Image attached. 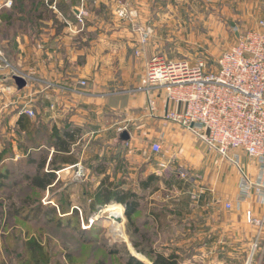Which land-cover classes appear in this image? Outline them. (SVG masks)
<instances>
[{"label": "rangeland", "instance_id": "obj_1", "mask_svg": "<svg viewBox=\"0 0 264 264\" xmlns=\"http://www.w3.org/2000/svg\"><path fill=\"white\" fill-rule=\"evenodd\" d=\"M49 1L45 0L47 4ZM16 6L20 8L15 0H0V10ZM46 8L49 13L43 22L25 19L29 14L24 13V20L12 27L0 23V54L7 62L4 72L24 75L27 81L37 76L39 89L50 84L60 86L64 79L75 88L77 81H83L87 88H98L103 98L141 88L152 57L204 61L209 70H215L222 54L242 34L264 21V0H54ZM51 104L57 111L61 102L53 99ZM35 107L33 118L42 123L45 104L38 98ZM1 119L0 149L6 141L13 146L23 142L22 136L14 128H6ZM98 133L92 128L77 149L86 152L83 164L89 172H93L89 166L97 161L98 150L111 152L109 138L95 137ZM118 151L120 156L124 154ZM145 151L149 152L147 148ZM77 170L68 167L60 171L58 183L48 192L24 181L14 184L15 178L8 180V187L0 190V264H35V259L41 264L46 260L49 264H126L128 254L152 264L140 251H148L152 245L166 249L167 255L175 252L169 227H148L145 232L149 235L144 238L145 233H135L129 226L121 205L123 217L117 230L116 224L103 215L104 209L90 213L91 201L84 193L93 191L97 181L91 173L83 182L85 176L78 179ZM70 201L69 205L82 210L83 220L69 216L68 208L57 213L52 222L32 215L40 205L46 211L52 202L66 207ZM152 210L147 207L146 213ZM15 211L18 217L11 215ZM188 250L183 247L182 255ZM248 259L232 258L230 264H244ZM257 260L255 257L253 264Z\"/></svg>", "mask_w": 264, "mask_h": 264}, {"label": "crops", "instance_id": "obj_2", "mask_svg": "<svg viewBox=\"0 0 264 264\" xmlns=\"http://www.w3.org/2000/svg\"><path fill=\"white\" fill-rule=\"evenodd\" d=\"M37 78L27 81L25 77L27 86L19 90L14 75L0 72V118L6 122V128H14L17 132L22 108L26 105L36 108L39 98L45 104L42 123L49 130L54 127L61 131L79 128L84 139L85 134L95 128L99 132L95 137L109 138L107 147L111 152L98 150V157L94 159L105 165L104 172H89L83 164L86 152L80 150H77L76 164L66 167L81 168L86 178L83 182L92 173L97 181L94 189L108 175L111 182L124 179L130 190L146 194L147 207L160 213L157 219L152 217L157 227L172 230L177 247L174 253L181 260H189L192 264H206L205 261L230 264L232 258L241 257L244 261L249 258L258 227L247 222V212L252 211L256 218L264 217V191L258 192L262 175L255 161L244 153L238 154V165L230 159L224 160L193 132L167 124L163 119V96H155L157 113L151 115L147 109V96L137 91L114 92L103 98L98 88L81 87L82 81H77L75 88L68 86L70 80L64 79L60 86L50 84L39 89ZM52 87H56V91L51 90ZM77 91H86L87 97ZM53 99L61 102L57 111L51 106ZM29 119L37 125L41 123L37 118ZM123 132L129 134V141L121 140ZM154 143L161 144V154L152 153ZM75 148L80 149V144ZM118 148L124 151L123 155L120 156ZM144 148L149 150L147 154ZM15 152L14 158L18 161L21 153ZM161 163L171 167L163 176L158 174ZM179 170L186 178L180 176ZM150 178L153 179L151 185L144 189L141 182ZM246 180L254 186L247 188ZM227 203L232 205L230 210L226 208ZM185 246L189 250L182 255Z\"/></svg>", "mask_w": 264, "mask_h": 264}, {"label": "built area", "instance_id": "obj_3", "mask_svg": "<svg viewBox=\"0 0 264 264\" xmlns=\"http://www.w3.org/2000/svg\"><path fill=\"white\" fill-rule=\"evenodd\" d=\"M6 63L0 54V72H4ZM80 86L84 88L86 83L82 81ZM137 91L147 96L151 115L157 113L155 96H163L164 121L193 132L222 159H230L238 165V154L244 153L255 161L262 175L258 192L263 193L264 21H260L256 29L242 34L217 60L215 70H209L204 61L190 63L153 57L147 64L142 87ZM77 92L87 95L84 91ZM21 114L35 117L29 105L22 108ZM151 151L161 154V144H152ZM159 167L160 176L171 169L168 163H161ZM179 174L186 178L183 171L179 170ZM76 175L78 179L85 176L81 168ZM245 182L247 188L254 186L249 180ZM226 208L230 210L232 205L227 203ZM247 222L256 225L258 232L246 264H253L255 257L258 258L256 264H264V217L256 218L248 211Z\"/></svg>", "mask_w": 264, "mask_h": 264}, {"label": "trees", "instance_id": "obj_4", "mask_svg": "<svg viewBox=\"0 0 264 264\" xmlns=\"http://www.w3.org/2000/svg\"><path fill=\"white\" fill-rule=\"evenodd\" d=\"M15 2L20 4V8L16 6L13 10H0L1 23L6 27H12L17 22L24 20L22 17L24 13L29 14V17L25 19H33L34 23H37V21L43 22L45 15L49 13L46 7L51 6L54 0H50L48 4L45 0H15ZM39 9H45L46 12H37ZM16 126L17 133L22 136L23 140V142L18 141L16 146V150L21 153V157L14 162L13 158L16 151L14 146L8 141L3 144L2 149H0V190L8 187V180L13 178H15L14 184L24 181L42 192L52 190V187L58 183V173L65 169L66 165L76 164L78 148L75 147L77 144L81 145L83 131L79 128L73 129L70 127H68L70 129L63 131L56 127L49 130V127L44 123L37 125L26 115L19 118ZM89 167L94 173H98L100 170L104 172L105 165L93 161V164ZM152 181L151 178L147 179L142 181L141 185L146 189ZM84 195L91 201L90 213L92 214L111 206L121 205L124 208L129 226L134 228L135 233H145L144 238L149 235V232L145 231H149L148 227L156 225L154 219L160 216V213H146L147 195L137 194L130 190L124 179L111 182L110 177L106 175L97 189L88 190ZM69 203L71 201L67 202L66 205L64 204L66 207H62L52 202L47 205L46 211H43L44 207L40 205L33 210L32 215L34 218L44 216L49 222H52L57 213L62 214V210L68 208L70 209L69 216L83 220L82 210L78 207H72ZM11 215L18 217L19 212L15 211ZM58 225H62V223L59 222ZM139 246V244L135 245L136 248ZM38 247L42 251L43 246L39 244ZM140 252L152 264H192L185 262L186 259L181 260L180 256L174 252L167 255L166 249H155L152 245L148 251ZM126 259V264H145L130 254ZM35 261V264L42 263L39 259H35ZM45 264H49V262L46 260Z\"/></svg>", "mask_w": 264, "mask_h": 264}, {"label": "bare ground", "instance_id": "obj_5", "mask_svg": "<svg viewBox=\"0 0 264 264\" xmlns=\"http://www.w3.org/2000/svg\"><path fill=\"white\" fill-rule=\"evenodd\" d=\"M107 219H110L116 224V230L121 226L119 223L122 221L123 210L120 205H115L104 209L103 214ZM116 218V219H115ZM120 219V220H117Z\"/></svg>", "mask_w": 264, "mask_h": 264}, {"label": "water", "instance_id": "obj_6", "mask_svg": "<svg viewBox=\"0 0 264 264\" xmlns=\"http://www.w3.org/2000/svg\"><path fill=\"white\" fill-rule=\"evenodd\" d=\"M14 81H15L19 90H22L23 88H25L27 86V81L21 76H14ZM120 138L122 141H129L130 140V136L127 132H123L120 135ZM117 220H120V219H117Z\"/></svg>", "mask_w": 264, "mask_h": 264}]
</instances>
